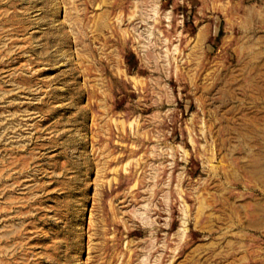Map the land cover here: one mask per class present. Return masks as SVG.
Here are the masks:
<instances>
[{"label": "rangeland", "instance_id": "374dc122", "mask_svg": "<svg viewBox=\"0 0 264 264\" xmlns=\"http://www.w3.org/2000/svg\"><path fill=\"white\" fill-rule=\"evenodd\" d=\"M0 264H264V0H0Z\"/></svg>", "mask_w": 264, "mask_h": 264}]
</instances>
